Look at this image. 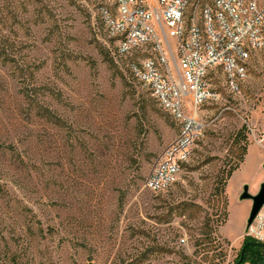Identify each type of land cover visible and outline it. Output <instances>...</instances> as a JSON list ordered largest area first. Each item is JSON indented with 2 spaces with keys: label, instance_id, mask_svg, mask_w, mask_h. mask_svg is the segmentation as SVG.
Segmentation results:
<instances>
[{
  "label": "rangeland",
  "instance_id": "374dc122",
  "mask_svg": "<svg viewBox=\"0 0 264 264\" xmlns=\"http://www.w3.org/2000/svg\"><path fill=\"white\" fill-rule=\"evenodd\" d=\"M126 57L91 0H0V264H234L240 195L264 181V49L239 93L212 75L220 98L160 193L144 181L178 127Z\"/></svg>",
  "mask_w": 264,
  "mask_h": 264
},
{
  "label": "built area",
  "instance_id": "2783aa9c",
  "mask_svg": "<svg viewBox=\"0 0 264 264\" xmlns=\"http://www.w3.org/2000/svg\"><path fill=\"white\" fill-rule=\"evenodd\" d=\"M91 1L116 53L127 56L126 68L177 124L176 138L144 181L152 193L164 192L191 157L201 109L220 98L212 75L221 72L237 94L251 54L264 49V0ZM250 131L264 143V126ZM246 237L264 244V203Z\"/></svg>",
  "mask_w": 264,
  "mask_h": 264
},
{
  "label": "trees",
  "instance_id": "16d2710c",
  "mask_svg": "<svg viewBox=\"0 0 264 264\" xmlns=\"http://www.w3.org/2000/svg\"><path fill=\"white\" fill-rule=\"evenodd\" d=\"M242 129L238 132L237 136L240 140L243 137ZM245 151V148H243ZM242 161V160H239ZM239 168V165L233 166L226 174L225 180L222 183L218 193L223 194L225 183L230 179L233 172ZM264 261V244L257 243L249 237H244L241 245V249L238 257L236 258L234 264H261Z\"/></svg>",
  "mask_w": 264,
  "mask_h": 264
},
{
  "label": "water",
  "instance_id": "95a60500",
  "mask_svg": "<svg viewBox=\"0 0 264 264\" xmlns=\"http://www.w3.org/2000/svg\"><path fill=\"white\" fill-rule=\"evenodd\" d=\"M240 199L241 200L248 199L251 201L249 216L246 220V226H249L264 203V181L260 185L259 191L255 195H250L247 192V188L245 187L240 195ZM261 264H264V261Z\"/></svg>",
  "mask_w": 264,
  "mask_h": 264
}]
</instances>
